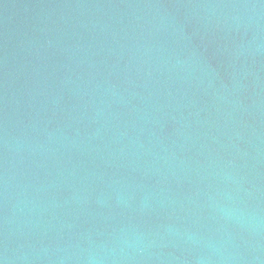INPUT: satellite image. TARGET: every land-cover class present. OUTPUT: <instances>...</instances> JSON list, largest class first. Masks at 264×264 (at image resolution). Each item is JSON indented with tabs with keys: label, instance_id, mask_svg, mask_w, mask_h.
<instances>
[{
	"label": "water",
	"instance_id": "obj_1",
	"mask_svg": "<svg viewBox=\"0 0 264 264\" xmlns=\"http://www.w3.org/2000/svg\"><path fill=\"white\" fill-rule=\"evenodd\" d=\"M0 264H264V0H0Z\"/></svg>",
	"mask_w": 264,
	"mask_h": 264
}]
</instances>
